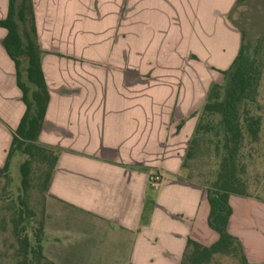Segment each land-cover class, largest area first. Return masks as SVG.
<instances>
[{"label": "crops", "instance_id": "obj_1", "mask_svg": "<svg viewBox=\"0 0 264 264\" xmlns=\"http://www.w3.org/2000/svg\"><path fill=\"white\" fill-rule=\"evenodd\" d=\"M237 1L34 0L50 92L39 141L61 149L45 201L51 262L181 264L189 239L217 241L205 191L180 177L209 89L224 80L213 69L241 48ZM6 36L0 28V168L26 109ZM230 204L229 232L257 263L264 204Z\"/></svg>", "mask_w": 264, "mask_h": 264}, {"label": "trees", "instance_id": "obj_2", "mask_svg": "<svg viewBox=\"0 0 264 264\" xmlns=\"http://www.w3.org/2000/svg\"><path fill=\"white\" fill-rule=\"evenodd\" d=\"M229 21L241 33V48L223 72V82L209 89L180 177L205 191L208 224L218 239L211 246L189 239L181 264H214L217 257L252 264L241 241L229 232L230 198L264 200V0H238ZM0 28L7 31L3 45L15 63L26 107L0 168V228L9 229L14 239L6 252L0 250V261L54 264L44 251L45 201L61 149L39 141L50 92L42 68L44 52L38 43L34 0H10ZM13 169L18 171L17 179Z\"/></svg>", "mask_w": 264, "mask_h": 264}, {"label": "rangeland", "instance_id": "obj_3", "mask_svg": "<svg viewBox=\"0 0 264 264\" xmlns=\"http://www.w3.org/2000/svg\"><path fill=\"white\" fill-rule=\"evenodd\" d=\"M229 68H230V66H227V69H229ZM213 70L224 76L223 72L219 71L218 69L214 68ZM12 176L15 179L18 178V171L16 169H13ZM262 197L264 198V195ZM256 201H258V200H256ZM258 202H261L264 204V200H260ZM42 205H43V201L40 202V206H39L40 209L42 208ZM12 242H14V239H13V236L11 234V231L8 229L5 232L0 228V250L6 252V249H8V244H10ZM257 248L259 249V250H256L257 251L256 253L258 254L257 259H256L257 263L255 262L253 264H264V238L260 241V245ZM9 252H10L9 254H11V251H9ZM260 262H262V263H260ZM0 263H2V264H14L11 262L10 259H8V260L2 259L0 261ZM214 264H239V262L235 259L228 258V257H217Z\"/></svg>", "mask_w": 264, "mask_h": 264}, {"label": "built area", "instance_id": "obj_4", "mask_svg": "<svg viewBox=\"0 0 264 264\" xmlns=\"http://www.w3.org/2000/svg\"><path fill=\"white\" fill-rule=\"evenodd\" d=\"M159 182H160V177L155 175L151 178V186L154 190H158L159 188Z\"/></svg>", "mask_w": 264, "mask_h": 264}]
</instances>
